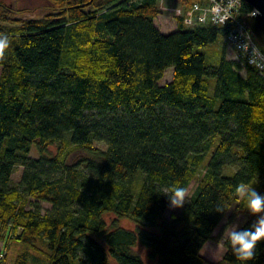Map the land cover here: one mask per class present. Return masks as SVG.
Segmentation results:
<instances>
[{"label":"trees","instance_id":"1","mask_svg":"<svg viewBox=\"0 0 264 264\" xmlns=\"http://www.w3.org/2000/svg\"><path fill=\"white\" fill-rule=\"evenodd\" d=\"M46 1L37 18L0 0V264H146L138 245L155 264H204L231 209L254 222L237 186L264 195V78L226 57L227 28L183 23L206 0ZM191 183L166 220L165 194ZM226 241L216 264H240Z\"/></svg>","mask_w":264,"mask_h":264},{"label":"rangeland","instance_id":"2","mask_svg":"<svg viewBox=\"0 0 264 264\" xmlns=\"http://www.w3.org/2000/svg\"><path fill=\"white\" fill-rule=\"evenodd\" d=\"M8 1H10L12 5L14 4L18 8L35 9L36 11L35 16L37 18L42 13H46L47 11L44 10V7L47 4L46 0H8ZM155 25L157 26L159 31L163 34H169L175 30V23L173 22V20L165 16L158 17L155 20ZM225 52H226V57L229 60H234L242 63L240 57L237 55L234 49L226 45ZM172 72H173L172 68H167L163 78L159 81V85H164L165 83L169 82L172 78ZM32 156H33V152H32ZM83 156H85V153L81 152L80 150H74L68 155L66 159V164L71 165L76 161H78ZM263 170H264V166H263ZM21 172H22V167L15 168V171L12 175V181L14 183H17L19 181ZM252 186L257 191L258 188L260 187V182H256V181L253 182ZM194 189H195V183H191L188 190L186 191L187 194L185 197V202L191 196ZM35 206L39 209L41 214H44L51 209V205L46 202L30 199L28 208L34 209ZM182 207L177 209V208H172L169 205L164 215L165 219L171 221L172 217L177 215L181 211ZM248 216L250 217V215ZM252 218L254 219V217ZM245 220H246V214L243 211H237L231 209L226 214V216L221 220L219 225L213 231L211 239L204 244L200 252L201 257L205 262L204 264H216L222 259L225 253L223 242L227 238L228 229L233 224H238L241 227V225L245 222ZM120 225L126 229L134 228L133 224L130 223L128 220H120ZM135 251L137 254L141 256V258L144 260L146 264H155L154 262H152L147 258V252L141 246L138 245ZM0 252H3V246L1 244H0Z\"/></svg>","mask_w":264,"mask_h":264},{"label":"built area","instance_id":"3","mask_svg":"<svg viewBox=\"0 0 264 264\" xmlns=\"http://www.w3.org/2000/svg\"><path fill=\"white\" fill-rule=\"evenodd\" d=\"M205 5L194 3L185 13L183 23L186 26L210 24L227 28L224 41L234 49L241 61L256 69L264 78V48L259 47L253 35L244 25L241 14L242 0H206ZM168 10V9H167ZM179 13L177 9H169ZM253 10L248 15L252 16Z\"/></svg>","mask_w":264,"mask_h":264},{"label":"clouds","instance_id":"4","mask_svg":"<svg viewBox=\"0 0 264 264\" xmlns=\"http://www.w3.org/2000/svg\"><path fill=\"white\" fill-rule=\"evenodd\" d=\"M10 46L8 36L0 34V55ZM236 193L245 204L246 211L254 222L247 228L233 224L227 231V244L240 264H250L254 261L256 251L264 243V195L246 183L237 186ZM186 189L175 187L170 193L165 194L172 208H181L185 204Z\"/></svg>","mask_w":264,"mask_h":264},{"label":"water","instance_id":"5","mask_svg":"<svg viewBox=\"0 0 264 264\" xmlns=\"http://www.w3.org/2000/svg\"><path fill=\"white\" fill-rule=\"evenodd\" d=\"M255 12L252 16H242L244 25L253 35L256 43L264 48V0H242Z\"/></svg>","mask_w":264,"mask_h":264}]
</instances>
